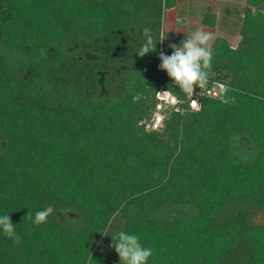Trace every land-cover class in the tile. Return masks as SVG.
<instances>
[{"label": "trees", "instance_id": "16d2710c", "mask_svg": "<svg viewBox=\"0 0 264 264\" xmlns=\"http://www.w3.org/2000/svg\"><path fill=\"white\" fill-rule=\"evenodd\" d=\"M246 4L240 46L211 44L205 90L224 88L191 111L159 59L181 0H0V215L22 238L0 231V264H120L121 231L148 264H264V0ZM161 90L184 112L147 130Z\"/></svg>", "mask_w": 264, "mask_h": 264}, {"label": "clouds", "instance_id": "9594fccd", "mask_svg": "<svg viewBox=\"0 0 264 264\" xmlns=\"http://www.w3.org/2000/svg\"><path fill=\"white\" fill-rule=\"evenodd\" d=\"M143 36L145 43L138 50L140 57L146 56L150 52H155L157 47L156 37L153 36L149 28H144ZM213 37L203 30L197 29L186 35L182 43L177 46L170 45L173 49L172 55L160 53V69L165 71L169 78L177 85L181 92L192 97L195 89L198 87L203 90L207 87L210 79L215 75L212 71L213 52L211 42ZM165 40L164 32L160 33L159 43ZM223 87V86H222ZM160 95L161 93H158ZM169 95V91L162 93ZM224 103L228 99L222 98ZM193 103H198L193 100ZM54 213V208L48 206L45 209L37 211L33 223L36 226L44 225L48 222L49 217ZM27 218L32 219V213L29 211ZM0 231L16 246L22 243L21 236L16 231L10 215H0ZM112 238V247L120 258V264H148L149 259L153 256L151 247L144 246L140 238L134 233L121 231Z\"/></svg>", "mask_w": 264, "mask_h": 264}, {"label": "crops", "instance_id": "0c3cea01", "mask_svg": "<svg viewBox=\"0 0 264 264\" xmlns=\"http://www.w3.org/2000/svg\"><path fill=\"white\" fill-rule=\"evenodd\" d=\"M184 1L189 3V9L195 5L197 6V3L199 2L205 5V10L208 5L207 0H181V4ZM210 7L212 8L213 12L217 14L216 25L214 27H209L202 23L205 12V10H202L201 17L197 18L195 20L196 22H192L191 19L188 18L186 21H183L177 26L179 34H185V36L181 34V37L185 39L188 33L200 29L206 33H209L210 35L212 34V41L217 37H224L228 39L234 48H238L242 43L240 28L242 25V18L244 16V10L247 7L246 0H214L210 2ZM235 12H238L237 18H234ZM230 16L234 19H232ZM173 17L178 18V15L175 14Z\"/></svg>", "mask_w": 264, "mask_h": 264}, {"label": "rangeland", "instance_id": "374dc122", "mask_svg": "<svg viewBox=\"0 0 264 264\" xmlns=\"http://www.w3.org/2000/svg\"><path fill=\"white\" fill-rule=\"evenodd\" d=\"M197 4H198L197 6L195 5L191 9H189L190 7L189 3L187 1H184L182 2L181 6H179L178 9L165 11L164 19L162 23V32H164L165 34V40L162 42V47H163L162 49L164 51L163 52L164 54L172 55L173 49L170 47V45L175 44L179 46L184 40L181 37V34L183 36H185V34L183 33L179 34V31L177 30V26L183 21H186L188 18L191 19L192 22H196L195 20L201 17V12L202 10H205V5L201 2ZM175 14L178 15V18L173 17V15ZM234 16H235L234 18H237L238 12H235ZM231 18L234 19L233 17ZM212 43L213 41L211 42V44ZM160 52L162 53L161 50ZM257 223H263V219L261 216L257 219Z\"/></svg>", "mask_w": 264, "mask_h": 264}, {"label": "built area", "instance_id": "2783aa9c", "mask_svg": "<svg viewBox=\"0 0 264 264\" xmlns=\"http://www.w3.org/2000/svg\"><path fill=\"white\" fill-rule=\"evenodd\" d=\"M162 43H161V51L164 52L162 49ZM164 54V53H163ZM219 85L218 87H215L211 90H198L195 89V94L192 97L188 96L189 99V108L191 111H200L202 107L201 98L202 97H218L220 89H223L224 86ZM166 92V90H161L158 93H161L160 95L157 94V99L159 101L157 105V112L151 121V123L147 124L146 129L147 130H156L162 126L164 114L161 112L162 110L170 109L173 110L176 113H183L184 110L179 106L183 102H180L174 95H172L169 92V95L165 96L162 93ZM193 100L197 101L198 103L194 104Z\"/></svg>", "mask_w": 264, "mask_h": 264}, {"label": "water", "instance_id": "95a60500", "mask_svg": "<svg viewBox=\"0 0 264 264\" xmlns=\"http://www.w3.org/2000/svg\"><path fill=\"white\" fill-rule=\"evenodd\" d=\"M104 82H105V74L104 73H101L100 74V80H99V83L100 85L103 87L104 86ZM103 93H105V89L103 87Z\"/></svg>", "mask_w": 264, "mask_h": 264}]
</instances>
